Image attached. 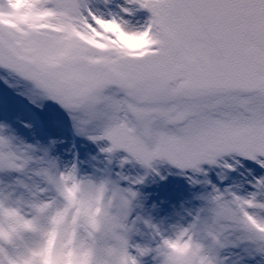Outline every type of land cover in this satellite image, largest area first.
Here are the masks:
<instances>
[{
	"label": "snow or ice",
	"instance_id": "obj_1",
	"mask_svg": "<svg viewBox=\"0 0 264 264\" xmlns=\"http://www.w3.org/2000/svg\"><path fill=\"white\" fill-rule=\"evenodd\" d=\"M75 138L210 189L204 264H264V0H0V173L51 181Z\"/></svg>",
	"mask_w": 264,
	"mask_h": 264
},
{
	"label": "clouds",
	"instance_id": "obj_2",
	"mask_svg": "<svg viewBox=\"0 0 264 264\" xmlns=\"http://www.w3.org/2000/svg\"><path fill=\"white\" fill-rule=\"evenodd\" d=\"M28 184L0 197V249L18 250L21 264H144L149 258L151 264H204L218 251L203 222L164 230L133 218L137 194L107 175L60 167L51 181L35 177ZM142 229L151 233L147 242L137 239Z\"/></svg>",
	"mask_w": 264,
	"mask_h": 264
},
{
	"label": "rangeland",
	"instance_id": "obj_3",
	"mask_svg": "<svg viewBox=\"0 0 264 264\" xmlns=\"http://www.w3.org/2000/svg\"><path fill=\"white\" fill-rule=\"evenodd\" d=\"M51 154L58 159L60 167L70 166L75 162L82 174L101 177L107 175L122 189L131 188L137 193V199L133 203V218L140 216L161 229L167 230L177 223H189L207 207L210 189L189 183L184 176L176 174L177 170L167 162H158L155 165L159 176L149 173L138 164L121 169L119 158L113 159L109 164L95 145L82 138H75L63 148L53 149ZM123 155L120 153L119 157ZM120 176L127 179H120ZM141 176L146 177L144 182L134 183ZM161 176L165 179L162 180ZM15 180V174L0 173V193H6V189L12 187ZM242 194H246V191H242ZM150 238V231L143 229L137 237L143 242Z\"/></svg>",
	"mask_w": 264,
	"mask_h": 264
},
{
	"label": "bare ground",
	"instance_id": "obj_4",
	"mask_svg": "<svg viewBox=\"0 0 264 264\" xmlns=\"http://www.w3.org/2000/svg\"><path fill=\"white\" fill-rule=\"evenodd\" d=\"M133 175H135V173Z\"/></svg>",
	"mask_w": 264,
	"mask_h": 264
}]
</instances>
